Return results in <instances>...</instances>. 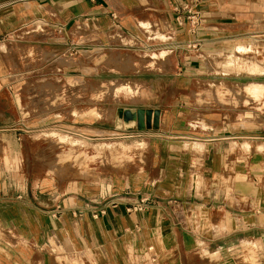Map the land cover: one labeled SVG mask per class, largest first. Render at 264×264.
Wrapping results in <instances>:
<instances>
[{
  "label": "crops",
  "instance_id": "crops-1",
  "mask_svg": "<svg viewBox=\"0 0 264 264\" xmlns=\"http://www.w3.org/2000/svg\"><path fill=\"white\" fill-rule=\"evenodd\" d=\"M85 30L99 53H166L148 80H125L138 91L114 114L93 119L94 139L134 138L144 160L123 183L68 189L36 177L38 161L0 160V264H264V141L242 105L195 98L197 72L214 69L198 55L264 49V0H0V75L10 50L31 45L78 60ZM16 135L0 126V150Z\"/></svg>",
  "mask_w": 264,
  "mask_h": 264
},
{
  "label": "rangeland",
  "instance_id": "rangeland-1",
  "mask_svg": "<svg viewBox=\"0 0 264 264\" xmlns=\"http://www.w3.org/2000/svg\"><path fill=\"white\" fill-rule=\"evenodd\" d=\"M91 34L85 30V43L79 48L78 60L77 55L72 56L76 54L74 49L69 52L59 49L52 58H44L42 49L33 45L9 51L7 67L10 68L0 75V126L10 133L15 132L17 137L19 134L24 136H19L17 143L9 140L12 144L5 152L0 150V160L6 168L25 159L38 161L35 171H31L36 177L49 179L60 187L65 184L68 189L78 180L84 181L86 186H100L111 174L114 177L108 178V183H123L133 173V167L141 165L144 155L140 152V143L134 138L127 141L94 139L93 132L99 123L93 119L114 114L117 102L125 104L123 100L138 91L139 85L126 84L125 80L129 76L148 80L150 71L156 73L154 68L166 64L167 56L159 59L149 47L135 52L132 57L119 49L111 52L102 49L99 53L91 41ZM237 49L243 52H236ZM237 53L255 55L250 46L236 47L232 53L211 62V58L198 55L203 64L209 61L214 69L197 72L201 88L195 98L206 106L212 99L229 107L242 105L241 108L250 113V120L256 122V132H260L257 135L264 141V69H252L251 65L256 61L240 58ZM255 57L263 60L264 49ZM226 60H231V64ZM184 61L181 58V62ZM77 65L84 69H75ZM109 69L139 72H128V75L118 76L117 81H111L114 74L108 72ZM207 71L213 73L209 75ZM211 78H223L224 81L218 84L228 86L219 89ZM251 82L262 84L260 95L250 96L243 90L239 95L232 94V84L241 88ZM122 85L130 88L120 87ZM22 143L23 150L18 152ZM20 154L25 159H19Z\"/></svg>",
  "mask_w": 264,
  "mask_h": 264
},
{
  "label": "bare ground",
  "instance_id": "bare-ground-1",
  "mask_svg": "<svg viewBox=\"0 0 264 264\" xmlns=\"http://www.w3.org/2000/svg\"><path fill=\"white\" fill-rule=\"evenodd\" d=\"M112 34H115V33L113 32ZM240 51H241V50H240ZM165 56H166V53H159V54H158V58H159V59H164ZM48 57H50V53L44 55V58H48ZM246 57L249 58V59H250V58L253 59V57H252V56H249V55L246 56ZM58 59H60V58L58 57ZM61 59H63V57H61ZM64 59H65V58H64ZM255 61H256V64H254L255 69H256L257 71L262 70V69H263V66H264V59L261 60V61L255 59ZM226 62H227V64H231V60H228V61H226ZM221 85H223V86H228V85H225L224 83H221ZM120 87H123V85L120 86ZM230 87H231L232 89H231V88H228V89H231V90L234 91V92H232L233 95H239L240 92H241V90H243V91L246 92L245 94H247V95H250V96H258V95L261 94V91H262V89H263L262 84L259 83V82H251V83H248L247 86H243V87H241V88L238 87V85H236V84H235V85L232 84ZM123 88H130V86L123 87Z\"/></svg>",
  "mask_w": 264,
  "mask_h": 264
},
{
  "label": "built area",
  "instance_id": "built-area-1",
  "mask_svg": "<svg viewBox=\"0 0 264 264\" xmlns=\"http://www.w3.org/2000/svg\"><path fill=\"white\" fill-rule=\"evenodd\" d=\"M194 16H195V14H194V13H191L190 18L192 19L194 25H196V24L199 23V19H198V18H195V19H194V18H193Z\"/></svg>",
  "mask_w": 264,
  "mask_h": 264
},
{
  "label": "water",
  "instance_id": "water-1",
  "mask_svg": "<svg viewBox=\"0 0 264 264\" xmlns=\"http://www.w3.org/2000/svg\"><path fill=\"white\" fill-rule=\"evenodd\" d=\"M127 113V112H126ZM127 114H125V117H126Z\"/></svg>",
  "mask_w": 264,
  "mask_h": 264
}]
</instances>
